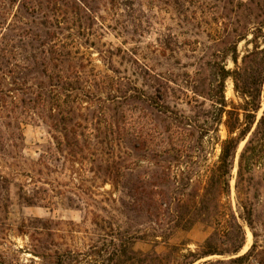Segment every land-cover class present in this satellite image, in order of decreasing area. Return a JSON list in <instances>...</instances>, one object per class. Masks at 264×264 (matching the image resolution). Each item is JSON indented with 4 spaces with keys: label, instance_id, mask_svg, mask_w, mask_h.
Listing matches in <instances>:
<instances>
[{
    "label": "rangeland",
    "instance_id": "rangeland-1",
    "mask_svg": "<svg viewBox=\"0 0 264 264\" xmlns=\"http://www.w3.org/2000/svg\"><path fill=\"white\" fill-rule=\"evenodd\" d=\"M254 47L264 48V0H0V264H93L116 238L173 262L171 248L199 251L213 226L171 229L172 213L137 202V177L171 208L202 192L225 123L245 124L233 74ZM259 106L256 119L264 83ZM244 143L221 201L244 245L195 264L254 241L241 264H264V157H247L238 180Z\"/></svg>",
    "mask_w": 264,
    "mask_h": 264
},
{
    "label": "trees",
    "instance_id": "trees-1",
    "mask_svg": "<svg viewBox=\"0 0 264 264\" xmlns=\"http://www.w3.org/2000/svg\"><path fill=\"white\" fill-rule=\"evenodd\" d=\"M235 54V50H233ZM249 59V61H246ZM236 62V58H233ZM235 89L245 97L246 108H243L245 124L225 123L228 131V137L222 141L220 154L217 164L200 194H188L186 198L174 197L173 208L168 206L165 194L162 191H146V178L137 177V202L144 201L148 207L155 211V215L161 216L165 213H172L175 218L171 229L189 230L196 223L213 226L214 230L204 241L200 250L197 252H188L179 254L176 248H171L170 252L175 257L174 262L167 259V256H160L155 252H133L130 247L131 240L116 238L115 243L110 241L112 251L104 257V260L94 261L93 264H195L196 262L213 255H236L244 245V232L242 227L237 223L236 218L227 203H222L229 193V178L234 165L236 151L241 142H245L239 155L237 168V179L240 180L247 166H244V160L255 158L256 156L264 157V109L262 114L256 119V114L260 109L259 95L261 86L264 83V48L254 50L243 58V65L234 72ZM221 117V113L219 119ZM236 132H238L236 135ZM254 165V164H251ZM164 172L153 173L147 178L153 183L165 179ZM5 188V186H2ZM139 187V188H138ZM237 187V185H236ZM172 205L171 200L169 201ZM243 219L249 226L253 238H256L254 231L255 210L253 204L248 200L240 203ZM167 209L161 210L162 206ZM162 214H161V213ZM175 219V220H174ZM165 239V234L161 236ZM220 238V239H219ZM221 238H226V247L220 249L218 243ZM144 236L137 237V240L144 241ZM256 241L253 242L251 249L242 256H235L225 261L203 262L202 264H241L254 253L256 250ZM96 247L92 248L95 249ZM94 251V250H92ZM66 255L56 258L53 264H65ZM65 258V259H63ZM77 262L76 259H73Z\"/></svg>",
    "mask_w": 264,
    "mask_h": 264
}]
</instances>
